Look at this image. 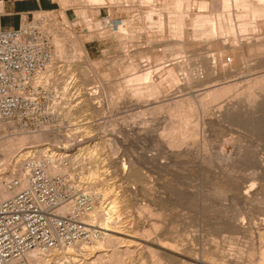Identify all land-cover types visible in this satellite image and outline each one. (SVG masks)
Returning <instances> with one entry per match:
<instances>
[{"label": "rangeland", "instance_id": "374dc122", "mask_svg": "<svg viewBox=\"0 0 264 264\" xmlns=\"http://www.w3.org/2000/svg\"><path fill=\"white\" fill-rule=\"evenodd\" d=\"M43 1H55L60 6L58 11L53 12L57 19L47 24L54 51L56 39L65 51V58L52 62L60 70L59 75H54V80L58 81L53 80L54 87L64 92V86L71 81L74 65L86 66L89 78L80 87L78 82L73 88L68 85L65 96L55 105L60 119L49 126L52 129L34 131L44 134V140L49 139L38 145H42L40 149L69 156L62 162L67 167L66 173L70 179L83 183L84 187L97 185L94 191L100 192L103 197L98 207L105 213L110 225L114 229L123 227L134 232L133 237L126 239L132 241L128 246L135 253L124 256V264H156L160 260L162 264H197V258L206 259L208 252L216 251L215 247H218L220 256L224 255V261L257 260L264 250L258 234H233L226 222L233 215L264 217V80L259 85L255 84L256 87L252 84L253 89L252 86L251 89L246 88L250 84L248 78L250 81L252 76L264 75V43L259 49H249L247 56L242 53L236 56L221 53L218 44L239 45L245 40L263 42L264 30L241 32L238 22H235L236 10L231 6L229 11L226 8L225 11L223 0H184L185 6L180 8L182 11L174 10V6L170 5L176 0H162L163 6L161 0ZM203 3H207V8L203 7ZM186 5L190 9L185 8ZM197 10L204 12L208 18L217 14L221 17L224 13L223 19V16L219 17L223 22H219L222 26L227 24L225 28L232 23L234 32L223 26L224 33L219 34V18L215 17V20L210 18L217 25L216 34L211 36L213 38L205 40L197 37L199 35L195 37L192 35L194 27L189 20L198 13ZM177 11L190 13L189 20L183 16L187 20L185 24H188H184V31L179 30L178 24L175 28L171 26L175 25L174 21L168 24L169 18L174 20L178 17ZM169 13L176 16L167 15L168 18L166 14ZM150 14L152 24L148 20ZM159 14L162 16L159 17ZM158 18H166L163 20L166 23L158 27L155 23ZM117 23L122 24L124 34L115 28ZM171 32H182L185 38L183 41L180 39V45ZM245 36L248 39L252 36L253 40ZM181 41L190 45L181 48ZM77 42L83 43L89 63L84 64L85 59L78 56ZM166 42L170 45H166ZM195 44L199 45L195 47ZM76 54L78 57L72 58ZM221 54L227 60L226 64L222 63L225 72L211 75L203 66L204 60L216 58V61ZM203 57L207 59L201 60ZM180 60L186 62L183 69L174 66L173 61ZM143 72H151L150 78L160 84V92L157 93L158 97H146L151 102L157 99L158 103L138 109L134 102L138 97H134L133 89L144 88L147 81L133 78L143 75ZM152 79L149 80L152 82ZM174 79L177 83L174 82L173 86L171 83ZM215 81L217 84L227 83L229 89L222 99L210 102L207 110L202 111V107H199L201 98L194 96H191V102L198 107V113H188V100L182 103V114H189V125L185 123L187 126L184 124L183 127L188 137H185L186 143L181 146L179 154L170 155L167 153L168 147L161 141L168 137L160 135L167 133L171 123L178 120L176 123L179 124L184 120L181 113L171 118L169 105L173 106L177 97L189 98V93L193 92L196 96L207 85L216 84ZM252 92L256 95H251ZM144 99L138 101L143 103L146 101ZM5 166H0V176L9 174L10 169H5ZM95 170L98 172L96 176L92 174ZM249 187H252L253 198L250 202L245 201L243 194L234 191L242 188L243 193ZM114 199L115 207L110 210ZM152 225H156L157 229ZM145 230L149 234L145 235ZM119 246L122 250L126 248L122 244ZM187 251L192 253L188 254ZM152 252L156 257H151ZM86 258L90 260L92 257Z\"/></svg>", "mask_w": 264, "mask_h": 264}, {"label": "built area", "instance_id": "2783aa9c", "mask_svg": "<svg viewBox=\"0 0 264 264\" xmlns=\"http://www.w3.org/2000/svg\"><path fill=\"white\" fill-rule=\"evenodd\" d=\"M29 13L18 28L0 29V123H12L30 132L60 119L56 102L65 96L43 77L54 61L52 35L47 33L49 13ZM29 16V17H28ZM70 88L77 83L73 79ZM47 157L30 156L23 162V177L6 183L8 196L0 195V264H87L83 255H65L80 244L104 238L91 219L102 195L88 190L63 172L50 175Z\"/></svg>", "mask_w": 264, "mask_h": 264}, {"label": "bare ground", "instance_id": "6f19581e", "mask_svg": "<svg viewBox=\"0 0 264 264\" xmlns=\"http://www.w3.org/2000/svg\"><path fill=\"white\" fill-rule=\"evenodd\" d=\"M65 1V0H64ZM76 1V0H75ZM91 1H95V0H91ZM97 1V0H96ZM100 1V0H98ZM107 1V0H106ZM109 1V0H108ZM113 1V0H112ZM121 1V0H120ZM159 1V0H158ZM157 1V2H158ZM164 1H168V0H164ZM173 1V0H172ZM171 1V2H172ZM184 0H176V1H173L172 6H174V10L175 9H179V11L182 9L183 6H185L183 3ZM188 1V0H187ZM62 2V1H61ZM72 2V1H71ZM118 2V1H117ZM156 2V0H155ZM162 2V0L160 1ZM193 2V1H192ZM196 2V0L194 1ZM116 2H114L115 4ZM168 3V2H166ZM200 4V2H198ZM161 5L164 4L163 2L160 3ZM189 4V2L187 3ZM222 7H224V9H229L231 8V6L234 7V10H236V14L235 15V18H236V21L235 22H238V28L240 29L241 32H247V31H251V33H253V31H256L257 30H264V0H223L222 1ZM69 5V4H68ZM113 5V4H111ZM117 5V3H116ZM167 5V4H166ZM166 5H164L166 7ZM192 5V4H191ZM66 6V5H65ZM163 6V5H162ZM187 7L185 8H189V5H186ZM207 3H203V7H206L207 8ZM202 6H199L198 8H201ZM203 7L201 9H203ZM173 8V7H172ZM82 9V8H81ZM190 9V8H189ZM223 9V8H222ZM225 9V11H226ZM161 10V9H159ZM168 10V8H167ZM232 10V9H231ZM156 11V10H155ZM177 11V15L178 17L177 18H169L172 16L173 13H169V14H166L167 15H170L168 18H169V21H168V24L170 22L171 24V21L173 23V21L175 22L174 24L175 25H171V26H175L177 27L179 25V30L181 31H184L185 29V25L187 26L188 24H185L187 23V20H185V18L183 17L184 15L187 17V19L189 20L190 18H188V14H190L188 12V14H183L181 12ZM187 11V10H185ZM192 11V10H191ZM198 13H195V16L194 18H192V20H189L191 22V24L193 25L194 29L197 28V29H193L192 31V35L194 34L195 35H199L197 37H199L200 39H208L212 36V34L215 33V30H216V22L213 23V21L215 20V17H220V16H217L215 15L210 17L211 19H214L213 21L210 20V18L206 17L205 16V13L204 12H199V10H197ZM202 11V10H201ZM176 12V11H175ZM233 12V11H232ZM84 13V12H83ZM160 13V12H159ZM162 13V12H161ZM168 13V12H167ZM186 13V12H185ZM226 13H229V12H226ZM234 13V12H233ZM216 14V13H215ZM49 21L48 23L51 21V20H56L57 18L55 17V15H53V13H49ZM207 15V14H206ZM221 15V14H220ZM224 15V13H222V16ZM228 15V14H227ZM162 16V15H161ZM160 14H159V17H161ZM176 16V15H175ZM175 16H172V17H175ZM193 16V14H192ZM221 16V17H222ZM158 17V16H157ZM214 17V18H213ZM220 17V18H221ZM230 17V16H228ZM227 17V18H228ZM234 17V16H233ZM218 20L219 21H222V20ZM224 18V16L222 17V19ZM231 18V17H230ZM159 20L156 23V25L158 24V27H160L159 25H162V24H165L166 21H164L165 23H163V20H167L166 18L162 19V18H158ZM234 19V18H233ZM96 20V19H95ZM148 20L150 21V23H154L153 22V19L151 17V14L149 15L148 17ZM229 20V19H227ZM238 20V21H237ZM97 21V20H96ZM95 21V22H96ZM101 21V20H100ZM147 21V20H146ZM188 21V23L190 24V22ZM231 21V19H230ZM229 21V22H230ZM98 22V21H97ZM123 22V21H122ZM121 22V23H122ZM125 22V21H124ZM148 22V21H147ZM223 22V21H222ZM224 22L226 23V21L224 20ZM232 22V21H231ZM101 23V22H100ZM121 23H117L115 26V28L119 31L120 34L123 33L124 31V28L122 26ZM220 23V22H219ZM218 23V24H219ZM176 24H178L176 26ZM185 24V25H184ZM209 24V25H207ZM232 24V23H231ZM230 23L228 24L229 27L231 25ZM97 25V24H95ZM99 25V23H98ZM191 25V26H192ZM207 25V26H206ZM225 25V24H224ZM223 25V26H224ZM227 25V24H226ZM225 25V26H226ZM169 26V25H168ZM219 26V25H218ZM223 26L221 25L220 23V26L217 27L219 28L218 31L219 34L222 32L224 33V29H228L229 31H231L232 33L234 32V26H232L231 28H225L224 26V29H223ZM163 27V26H162ZM174 27V28H175ZM172 29V28H170ZM237 29V30H239ZM47 30V29H46ZM163 30V29H161ZM177 30V29H175ZM173 30V31H175ZM186 30V29H185ZM228 30H225L228 32ZM172 31V32H173ZM259 31V32H260ZM50 31L47 30V33H49ZM171 32V33H172ZM176 32V31H175ZM174 34L172 33L171 36L174 38V39H177L179 41H177V44H179L178 42H180V39H183V35H182V32H180L179 34ZM179 32V31H177ZM217 32V33H218ZM262 32V31H261ZM117 33V34H119ZM161 33V32H160ZM198 33V34H197ZM226 33V32H225ZM230 33V32H229ZM124 34V33H123ZM184 34V33H183ZM216 34V33H215ZM243 34V33H242ZM191 35V36H192ZM222 35V34H221ZM227 35V34H226ZM247 35V34H246ZM252 35V34H251ZM217 36V35H215ZM56 37V36H55ZM159 37H161V35H159ZM170 37V36H169ZM188 37H190L188 35ZM196 37V36H195ZM235 37V36H234ZM243 37V36H242ZM241 37V38H242ZM250 37V36H249ZM260 37V36H258ZM57 38V37H56ZM55 38V39H56ZM213 38V37H211ZM210 38V39H211ZM244 38L248 39L247 36H245ZM252 38V36H251ZM250 38V39H251ZM161 39H164L161 37ZM187 39V38H186ZM194 39V38H193ZM199 41H203V40H200ZM243 39V38H242ZM248 39V40H250ZM256 39V38H254ZM58 41V39H56ZM160 40V39H159ZM188 40V39H187ZM196 40V39H195ZM198 40V38H197ZM196 40V41H197ZM244 40V39H243ZM253 40V38H252ZM263 40V42H259L258 41H254L255 43H251V42H246L243 41L242 43H240L239 45L237 44H233L232 45H228L230 43H228L226 45L225 44H218V50L219 52L221 53H228L230 56H236L235 54L238 53H242L243 55L247 53V51L249 49H259L258 47L264 43V38L262 39L261 38V41ZM55 41V40H54ZM55 41V45H56V50H55V53H54V60H61L63 58H65V51L64 49L62 48L63 46L60 45L59 42ZM166 41V40H164ZM181 41V42H182ZM186 41V40H185ZM191 41V40H190ZM158 42V41H157ZM170 42V41H169ZM195 42V41H194ZM165 43V42H163ZM171 43V42H170ZM170 43L168 44V42H166V45H170ZM183 43V42H182ZM196 43V42H195ZM239 43V42H238ZM75 44V43H74ZM175 44V43H174ZM76 47H77V51L79 52V55L76 54L72 56V58H76V57H81V58H84L85 61H84V64L85 62L86 63H89V59L87 57V54H86V51L84 50V45L83 43L81 42H77L76 43ZM176 45V44H175ZM180 45V44H179ZM190 44L188 42L186 43H183L182 44V47L181 48H186L188 47ZM192 45V43H191ZM197 47V45L199 44H195ZM174 46V45H173ZM194 46V44H193ZM203 46V45H202ZM263 46V45H262ZM204 48H201L200 50H202ZM217 49V48H216ZM184 50V49H183ZM188 50V49H186ZM199 50V49H198ZM180 51V50H179ZM214 51V50H213ZM77 52V53H78ZM145 52V51H144ZM164 52V51H163ZM197 53H199L198 51H196ZM195 52V53H196ZM211 52V50H210ZM264 52V51H263ZM168 53V52H167ZM173 53V52H172ZM186 53V52H185ZM193 53V52H192ZM213 53V52H212ZM194 54V53H193ZM217 54V53H216ZM78 55V56H77ZM174 55V54H173ZM206 55V54H205ZM209 55V54H208ZM207 55V57H208ZM212 55V54H210ZM241 55V54H240ZM249 55V54H248ZM171 56V55H170ZM213 56V55H212ZM215 56V55H214ZM227 56V55H226ZM229 56V57H230ZM247 56V55H246ZM228 57V56H227ZM163 58V57H162ZM238 58V56H237ZM240 58H243L242 56H240ZM148 59V58H147ZM151 59V58H150ZM204 60V59H207L206 57H203L201 58V60ZM209 59V58H208ZM216 59V58H214ZM214 59H211V60H204L205 61V64L203 66H206V69H208V73H211V75L215 74V73H219L220 71V74L221 75V72L224 71L225 72V66H222V63L227 61L225 60V56L224 55H219L218 56V59L215 61ZM230 60L232 58H229ZM234 59V58H233ZM166 60V59H165ZM247 60V59H246ZM171 61V60H170ZM187 61V59H186ZM198 61V60H197ZM79 62H81V60H79ZM175 62L174 63V66L175 68L177 69H183L185 68V60H180V61H173ZM217 62H219V64H217ZM83 64V62H81ZM171 63V62H170ZM204 63V62H203ZM202 63V64H203ZM78 64V63H77ZM226 64V62L224 63ZM231 64V63H230ZM248 64V63H247ZM133 66V65H132ZM223 67V68H222ZM74 69H71L73 70V72L70 74L71 75V79H74L76 81V79L78 80L79 78L80 79H83V81H76L78 82L79 84V87L82 86L83 82L87 81L88 80V74H89V69L86 68V66L84 65H74L73 67ZM157 69V67H155ZM205 68V67H204ZM224 69V70H223ZM228 69V68H227ZM147 70V69H146ZM159 70V68L157 69V71ZM204 70V69H203ZM59 68H55L53 65L49 66L47 72L45 73V75L43 77H45L46 79H48L49 81L51 79L54 80V75L56 74H60L59 72ZM150 71V70H149ZM252 71V70H251ZM58 72V73H57ZM64 72H69L68 70L64 71ZM156 72V70H155ZM227 72H230L227 70ZM154 73V72H153ZM152 73V74H153ZM231 73V72H230ZM236 73V72H235ZM259 73V72H258ZM262 73V72H261ZM138 74V73H137ZM141 74V73H140ZM185 74V72H184ZM225 74V73H224ZM234 74V73H233ZM255 74V73H254ZM69 75V74H68ZM256 75V74H255ZM243 76V75H242ZM79 77V78H78ZM135 78H133V80H136V81H147L146 82V85H144V88H137L136 90H134V93L133 95H135L134 97H138L137 98V101H134L135 102V106L136 108H143L147 105H152V104H156L158 103L157 99L155 101L152 100H146V97H150L151 95L153 96H157V93L160 92V84L157 83V81H155L154 79L150 78L151 77V72H146L144 74L143 72V75H138V76H134ZM190 77V76H189ZM56 78V77H55ZM70 78V77H69ZM87 78V80H85ZM154 78V77H153ZM251 80L249 81V78L247 79L248 80V84L246 86L247 89H253L255 88V84H258L261 82H263L264 80V75H256V76H252L250 77ZM149 79H152L153 81L151 82ZM187 79V78H186ZM226 80V79H225ZM56 82V80H54ZM132 81V79H131ZM172 81V80H171ZM177 80L174 79L173 82L171 83L173 85V83H177L176 82ZM186 81V80H185ZM58 82V81H57ZM56 82V83H57ZM247 82V81H246ZM69 83V82H68ZM134 83V82H133ZM145 83V82H144ZM174 83V84H175ZM207 83V82H205ZM214 83V81H213ZM216 83V81H215ZM225 83V82H224ZM168 84V83H167ZM171 84L169 86H171ZM246 84V83H245ZM252 84L255 86H252ZM59 85V84H58ZM57 85V86H58ZM67 85V84H66ZM66 85L63 87L64 90L63 91H66L67 88H68V85L66 87ZM207 85V84H206ZM259 85V84H258ZM257 85V86H258ZM174 86V85H173ZM252 86V87H251ZM134 87V86H133ZM140 87V86H139ZM172 87V86H171ZM232 87V85L230 86ZM251 87V88H250ZM62 88V89H63ZM82 89V88H81ZM229 89V86H227V83L226 84H211V85H207L205 88H203L202 90H200L197 95L195 96L194 92L193 93H189V98H185V97H177L174 99V103L172 104L173 106L169 105V115L170 117L172 118V116H174L175 114H179L181 113V116H183V122H180L179 124L176 123H171L170 126L167 128V133H164L166 134V136L164 134L160 135L161 137H168L167 139H162L161 141L163 142V144H165L169 151L167 153H169L170 155H178L179 154V150L182 149V145H184L185 140L187 138H185L187 136V133L185 131H183V127H184V124H188L187 120L189 119V114H195L197 112V108L192 102V98L191 96H194L195 98H201L200 100V105L199 107L201 106L202 108V111L206 109V107L208 108V104L210 102H215V101H218L219 99H222L223 98V95L226 94V91H228ZM246 91V89H244ZM264 91V90H263ZM87 92V91H86ZM196 92V91H195ZM243 92V91H242ZM247 92V91H246ZM245 92V93H246ZM257 92V91H256ZM251 93V92H250ZM249 93V94H250ZM258 93V92H257ZM84 95V93H82ZM173 94V93H172ZM254 93L252 92L251 95H253ZM261 94V93H260ZM263 94V93H262ZM93 95V94H92ZM247 95V94H246ZM256 95V94H254ZM82 96V95H81ZM80 96V97H81ZM151 96V97H153ZM258 96H260L258 94ZM257 96V97H258ZM144 101L143 103L139 102L138 99H142L144 98ZM150 97V98H151ZM222 97V98H221ZM225 97V96H224ZM253 97V96H252ZM257 97H254V98H257ZM185 98V99H184ZM209 99V100H208ZM189 101L187 103H189V107H188V113L189 114H182V112H184L182 110L183 106H182V103L184 101ZM208 100V101H207ZM247 100V99H246ZM249 100V99H248ZM255 100V99H254ZM199 101V100H198ZM150 102V103H149ZM245 102V101H243ZM248 102V101H246ZM256 102V101H255ZM246 105V104H245ZM255 105V103H254ZM231 106V105H230ZM160 107V106H159ZM263 107V106H262ZM147 109V108H146ZM152 109V108H151ZM234 109V108H233ZM207 110V109H206ZM231 110V109H230ZM182 111V112H181ZM148 112V111H147ZM205 112V111H204ZM198 113V112H197ZM252 114V113H250ZM254 114V113H253ZM252 114V115H253ZM175 117V116H174ZM261 117V116H260ZM176 119V118H175ZM172 120V119H171ZM185 124V125H186ZM200 124V123H199ZM87 125H90L87 123ZM189 125V124H188ZM84 126H86L84 124ZM187 126V125H186ZM82 127V125H81ZM87 128V127H85ZM89 128V127H88ZM48 129H52V127H47V128H44L42 129L41 131H45V130H48ZM54 130V129H53ZM186 130V128L184 129ZM188 131V130H186ZM195 132V131H194ZM196 133V132H195ZM43 135L42 133H36V132H30V131H26V130H19L14 124L12 123H0V166L1 165H6L5 169H10L9 170V174L7 173H4L6 175H1L0 176V195L2 197H5V196H8V193L6 191V183L11 180L12 178L14 177H23L24 176V171H23V162L25 159H27L28 157L30 156H35V157H47L50 162H51V166H50V169H49V174L50 175H58V174H61L63 172H66L67 170V167L63 164L62 161H64L63 159L64 158H67L69 156H66V155H63V154H60V153H57L56 151H50L48 149H43L40 147H42V145H38L39 143H42L43 141L45 142V140L43 139ZM192 136V134L190 135ZM188 137V136H187ZM46 138V137H45ZM49 138V137H48ZM51 138V137H50ZM54 138L57 139V137L54 136ZM53 138V139H54ZM49 140V139H47ZM46 140V141H47ZM51 140V139H50ZM165 140V141H164ZM98 145V144H97ZM166 147V148H167ZM242 156V155H241ZM95 157V156H94ZM230 158V157H229ZM231 161V160H230ZM95 162H96V159H95ZM95 162H92V163H95ZM90 165H92L91 163H89ZM260 164V163H259ZM92 167V166H91ZM90 167V169H91ZM3 168V167H2ZM4 169V168H3ZM2 169V170H3ZM94 169V168H92ZM96 169V168H95ZM93 175H98V172L97 170L93 171L92 172ZM142 179V178H141ZM140 179V180H141ZM143 181V180H142ZM95 183V182H94ZM142 183V182H141ZM145 183V182H143ZM80 185H84L83 183H79ZM97 185L95 184H89L87 186V189L88 190H94V188H96ZM251 188L252 187H249L248 189H246L245 192L242 193V188H237L235 189L234 191L235 192H240L241 195L243 194L244 198H245V201L248 202L249 200L253 201L252 199V195H251ZM255 188V187H253ZM254 190V189H252ZM240 195V194H239ZM254 197V196H253ZM240 199V198H239ZM250 202V201H249ZM112 206L110 208L113 209L115 207V199L111 202ZM249 204V203H248ZM143 207V206H142ZM100 207H98L91 215V219L92 221L96 222L97 224H101V229H103L104 231V238L93 243L92 246L91 245H86V244H80V245H77L76 247L74 248H71L69 249L68 251L66 252H61V253H56L55 254V259H58V258H61L65 255H69L70 257H73V258H76L77 256L79 255H83L84 258H85V262L87 264H124V259L123 257L124 256H130L129 254H133L135 253L134 250H132L131 246H128V244H131L132 241L131 240H128L126 239V237H133L132 234L134 233L133 231L131 230H125V228L123 227H120V228H117V229H114L110 223L108 222V219L105 217V213L102 211V210H99ZM144 210V208H142ZM147 210V209H145ZM141 212V211H140ZM139 212V213H140ZM109 214V213H108ZM242 215V214H241ZM261 216V215H260ZM264 216V215H263ZM104 223V224H103ZM226 225H227V228L233 233V234H248L250 236H253L254 234H258L259 236V240L260 242L262 241L263 244H264V217L263 218H260L258 216H254V215H251L248 217H244L243 215L242 216H237V217H231L230 218V221L226 222ZM152 227H154V229H157L156 225H152ZM156 227V228H155ZM153 229V230H154ZM143 233H145V235L148 233L149 234V231H143ZM121 236H125V237H121ZM144 236V235H143ZM254 239V238H253ZM144 242H147V240H144ZM120 244H122V247H126L124 250L121 249V246H119ZM123 244H127V246H123ZM259 246V245H258ZM254 247V246H253ZM216 248V251H210L208 252V257L206 259H202V260H199L198 258L196 259V263L197 264H264V250L260 252V255H259V258L257 260H248V261H234L233 259L231 260H226L224 261L223 259V256H220L218 254V247H215ZM218 250V251H217ZM192 253V251H187V253ZM190 253V254H191ZM207 253V252H206ZM252 253L250 252L249 255H251ZM154 252H152L151 254V257H156L154 256ZM89 257L91 256L94 260H92V258L90 260H92L90 262V260L86 257ZM220 257V258H219ZM223 258V259H222ZM31 259L34 261V264H43L45 261H44V258L42 256H38L36 254H32L31 255ZM236 259V258H235ZM156 261V260H155ZM155 264V263H154ZM156 264H162L161 260L160 261H157Z\"/></svg>", "mask_w": 264, "mask_h": 264}, {"label": "crops", "instance_id": "0c3cea01", "mask_svg": "<svg viewBox=\"0 0 264 264\" xmlns=\"http://www.w3.org/2000/svg\"><path fill=\"white\" fill-rule=\"evenodd\" d=\"M59 9L60 6L55 1L0 0V29L18 28L21 19L29 13Z\"/></svg>", "mask_w": 264, "mask_h": 264}]
</instances>
